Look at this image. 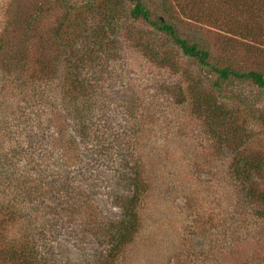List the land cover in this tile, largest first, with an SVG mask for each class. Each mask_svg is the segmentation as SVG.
Segmentation results:
<instances>
[{
	"label": "rangeland",
	"instance_id": "obj_1",
	"mask_svg": "<svg viewBox=\"0 0 264 264\" xmlns=\"http://www.w3.org/2000/svg\"><path fill=\"white\" fill-rule=\"evenodd\" d=\"M143 1L167 2L212 63L264 72V0ZM129 7L0 0V33L11 18L0 55V264H264V219L235 168L254 160L264 187V89L235 80L212 90L215 77ZM75 85L85 88L72 97ZM201 91L226 107L229 138L214 133L215 103ZM89 101L88 122L69 120ZM138 164L146 197L117 247L111 225Z\"/></svg>",
	"mask_w": 264,
	"mask_h": 264
},
{
	"label": "trees",
	"instance_id": "obj_2",
	"mask_svg": "<svg viewBox=\"0 0 264 264\" xmlns=\"http://www.w3.org/2000/svg\"><path fill=\"white\" fill-rule=\"evenodd\" d=\"M125 1L130 4L128 12L131 18L150 26L156 33L165 36L167 39H169L170 42L173 43L174 46H176L181 51L183 56L194 61L200 69L204 70V72H206V75H211L215 77V79L208 80L209 86L212 90L220 93L223 90L224 85H229L235 80L247 81L248 83L256 86L259 89H264V72L259 70L241 71L233 68V66L230 65L222 66L212 63L211 55L207 48H205L198 40L192 39L188 36H184L180 33L178 27L171 20L169 6L167 5L166 1V3L160 4L158 9H154V6H149L143 0ZM39 13L40 8H37L33 13V16L37 17ZM10 28L11 18L10 16H8L6 18L4 28L0 33V55L5 53V45H7L6 38L8 36V30ZM84 88L85 87L82 85H75L72 89H70L71 92L68 93H71L69 95L73 97L75 94L74 92H81ZM200 94V98L202 99L205 105L208 106L210 102L215 103V107L212 110V118L214 120L211 121L215 125L214 133L219 137L226 136L227 138H229L231 134L229 132H226V130L224 129L225 119H223L226 116L224 115L223 109L227 110L226 107L218 106V103L214 101L213 96H207L203 91H201ZM241 102L244 103L243 100H241ZM89 103L90 101L88 102V104ZM89 106L90 104L87 107L83 106L81 109L72 107L71 110H68L69 120L76 119V121H78V125L83 124V122L86 123V121L88 122L89 117L86 111L89 109ZM208 107L209 109H211L210 106ZM67 118L68 117L66 116V121L68 120ZM78 133L83 134V137L85 139H89V141L94 144L89 135L93 133H89L85 129L80 128H78ZM95 147H97V145H95ZM131 151L132 150H121L117 153L119 157H124V155L131 153ZM123 167H128V165ZM140 167L141 166L138 164V167H135L134 169L137 172L132 178H129V180L132 181V184L130 186L132 188V193L128 194L129 197L124 196L122 198L121 207L118 208L121 211V216L118 217L119 223L115 226L111 225L112 229L116 231L115 234L117 237L115 238V242L117 247H119L121 243L127 241L132 236V234L135 233V211H137L136 205H138V203L142 200L144 201L146 197L147 183L143 178V170L141 171ZM235 168L238 172L237 176L239 177V179L241 181L243 180L248 182V196L251 198V202L254 205L253 207L255 211L260 212V214H258L259 218L261 217L262 219H264V187L260 189V186L256 185L253 180V177L260 176V165H258L254 160L244 159L242 161H239L235 165ZM65 178L69 179V175H66ZM261 185L263 184L261 183ZM112 243H114L113 240Z\"/></svg>",
	"mask_w": 264,
	"mask_h": 264
}]
</instances>
